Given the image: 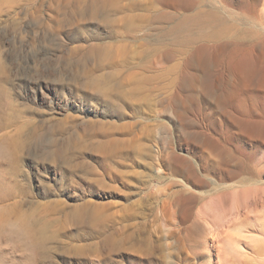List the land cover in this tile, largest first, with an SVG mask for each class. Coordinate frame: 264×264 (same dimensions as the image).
<instances>
[{"label": "rangeland", "instance_id": "374dc122", "mask_svg": "<svg viewBox=\"0 0 264 264\" xmlns=\"http://www.w3.org/2000/svg\"><path fill=\"white\" fill-rule=\"evenodd\" d=\"M5 1L0 0L4 71L0 136L6 134L7 139L0 146H26L22 171L31 176L37 162L28 163L26 152L47 147L45 134L50 136L54 131L60 141L68 134L76 135L84 143L82 153L94 173L103 176V185L95 183V174H82L81 185L60 194L55 191L48 195L52 184L42 185L32 177L26 186L22 182L17 190H10L12 194L0 204L4 207L0 217L5 219L0 226V264H264V133L239 136L235 109L213 100L212 96L222 90L191 88L185 81L179 86L181 80H176L173 67L181 64V56L173 61L145 59L140 51L151 47L142 40L145 31L131 37L122 35L124 18L142 14L134 6L150 0H117L119 10L110 28L99 19L89 21L66 14L67 1L79 5L77 0H34V5L41 4L34 19L26 16L33 8L25 0H19L15 8L21 15L13 17L5 13L11 6ZM235 12L238 20L245 18L241 10ZM255 16L264 37V0L258 1ZM132 21L139 23L136 16ZM237 28L243 29L241 25ZM100 43L108 45L113 68L99 67L95 58L85 55L87 47ZM195 69L200 76L214 80L216 88L225 86L217 69ZM185 76L186 80L191 78L189 73ZM93 77L101 86H110L115 102L97 98L81 87L84 80ZM25 78L32 83L44 79L48 94L55 89L52 104L49 95L44 104L33 96L24 98L18 84ZM32 118L35 123L39 121L41 130L27 124ZM27 132L32 133L25 136ZM27 136L29 140H25ZM171 163L178 166L177 175L167 172ZM188 168L195 169L208 185L197 189L199 194L186 223L189 229L184 233L175 200ZM235 169L239 176L228 180L229 171ZM108 172L114 177H104ZM210 180L222 187L229 183L241 186L219 189ZM31 198L41 204L58 200L68 207L83 203L90 208L97 206L101 227L78 228L67 210L55 213L51 218L61 220L55 240L40 245L34 242L36 254L45 250L49 257L35 255L27 261L23 248L10 237L19 216L8 207ZM39 216L28 214L26 219ZM53 226L49 224L48 236ZM214 235L220 237L221 255L213 245Z\"/></svg>", "mask_w": 264, "mask_h": 264}, {"label": "bare ground", "instance_id": "6f19581e", "mask_svg": "<svg viewBox=\"0 0 264 264\" xmlns=\"http://www.w3.org/2000/svg\"><path fill=\"white\" fill-rule=\"evenodd\" d=\"M258 1L259 0H150L147 4L140 3L134 6V8L140 9L143 12L142 14L135 15L139 20L138 24L132 21L135 19L134 15L130 16V20L124 18V25H121L123 26V29L121 27L122 35L131 37L139 31H145L142 40L148 41L151 45V47H147L140 51L141 57L145 59L156 60V58H160L173 61L176 57L181 56L183 58L181 64L175 63L173 67L176 80H181L180 82L182 83H180L181 85L179 84V86H182L183 81H185L184 83H187L191 88L200 90L208 89L209 91L213 89L222 90L221 94L212 96L213 100L218 105L225 107L231 106L235 109L233 117L235 118L234 122L237 126L239 136L244 138L250 137L249 135L252 134L261 136L264 133V37L259 32L258 25L260 22L255 16ZM5 2L8 5L11 4V6L7 7L5 12L7 15L11 17L21 15V12L15 11V8L20 5L19 0H6ZM25 2L28 6H32L33 8V10L31 9L32 11H28L26 16L33 19L36 18V14L40 11L41 4L34 5V0H25ZM77 2L80 4L77 5L76 3L67 1L66 14H73L85 20L88 19L89 21L99 19L105 28H110L115 24L113 17L119 10L117 0H77ZM235 9L241 10V14H243L245 18L238 20L239 18H236L234 15L236 13ZM246 20H248L249 23H246ZM245 23L248 24V26ZM238 25H241L243 29H238ZM47 26L48 24H46V27ZM79 38L83 39L84 37ZM89 38L92 39V36H89ZM77 41H79V39ZM258 43L262 45L260 48L257 47ZM127 51L126 54L128 57L131 50L128 49ZM85 55L95 58L99 67H114L115 63L113 64L114 61L110 56L108 45L100 43L89 46L85 49ZM1 60L3 59L0 57V83L1 80L3 81L2 73L4 72ZM195 67L198 69H202L203 67L207 71H209L210 68L217 69L219 72H216L223 76L221 79L223 81V86H225H222V89L216 88V82L210 77L200 76L198 74L200 71L197 73ZM188 73L191 78L186 80L183 77L186 74L188 75ZM55 79L59 81L57 77H55ZM177 83L178 82H176L175 85L177 88L175 98L181 96L178 92L179 86ZM18 87L20 92L23 93L24 98L28 99L33 96L34 99L39 100L41 104L46 102L48 95L50 97L49 103L52 104V97L57 95L53 88H51L49 94L46 92L49 88L45 84L44 79H39L38 82L32 83L31 80L25 78L18 84ZM81 87L92 91L97 98H102L111 103L115 98H113L111 94L110 86H101L99 79L95 77L89 78L87 81L84 80V82L81 83ZM1 96L0 93V98ZM58 100L59 102L61 101L59 97ZM65 104L67 106V103ZM28 123L33 126L35 131L42 129V125H40V123H35L33 118L28 120L27 124ZM64 123L67 124L68 121L65 119ZM31 133L27 132L25 136L27 134L30 136ZM29 136H27L25 140H29ZM44 136L48 139L47 147L26 152V160L28 163L31 164L32 161L37 162L33 167L32 165L28 166L29 168L32 167V172H30L31 176L22 171L24 164L22 162V153L26 146L10 147L9 149L0 146V171L4 169V171H2L3 173L0 175V204L12 194L10 190H17V188L22 185V182H25L23 185L26 186L29 184L31 177L42 185L52 184V187H50L48 191L49 195L55 193V191H57L58 194L64 191L67 192L68 189L70 191L71 187L79 186L85 178L82 174H95L93 166L87 161L86 157L83 156L82 145L84 143L81 142L79 137L68 134V136L66 135L63 137V140L60 141L59 139L62 138L60 137L58 139L56 135H54V131L53 135L50 134L49 136L45 134ZM88 137L91 138L90 135ZM6 139V134L0 136V142ZM174 164L175 163H171L166 166L167 172L171 175H177L178 166ZM76 174H80L81 176L77 178ZM95 175V183L102 186L103 176L98 174ZM105 176L114 177L111 172L106 173L104 177ZM227 176L228 180L237 178L239 176V170L235 169L229 171ZM240 179H242V177H240ZM210 181L218 186L217 182L215 183L213 180ZM217 181L222 180L218 178ZM244 182L245 180L243 183ZM179 184L181 189L177 193L175 204L179 208L181 217L180 223L183 225V232L186 233L189 229L186 223L190 218L193 201L196 194H199L197 189L207 186L208 181L203 179V176L195 169L188 168L183 175V182H179ZM240 186L241 185L237 183H229L223 185V187L221 185L218 187L219 189L234 190ZM23 198L25 199L24 196ZM23 206H26L27 209L24 210ZM3 209L4 207L0 205V210ZM8 209L14 212L15 216H19V222L14 228L15 232L11 231L10 237L12 236L11 238H14V242L19 247L23 248L22 252L27 261L34 258L35 255L36 257L39 256L42 258L49 257L48 251L45 250L36 254L35 247L37 243L40 245L43 243H52L55 240L61 223V220L58 221L57 219L51 218V215L55 213L67 210L71 222L78 228L83 229L84 226H90L88 228L95 227L99 229L101 227L99 219L100 210L97 209V206L90 208L86 203L68 207L58 200L49 201L47 204H41L32 199L24 201L23 203L14 202ZM34 213H39L40 216L32 221L26 219L28 214ZM4 220V217H0V226ZM50 223L54 224V226L52 230H50V235L48 236L46 230H48ZM104 233L101 232V234ZM6 235L8 236V231ZM2 240H5V238ZM35 241L37 242L36 245L34 243ZM220 241L218 235L212 237L213 245H217L219 255H221V249L218 246ZM39 250H41V248H39ZM16 251L18 250L16 249ZM24 258L23 260H25ZM160 262L162 261L160 260ZM133 264L137 263L133 262ZM171 264L175 263L172 262Z\"/></svg>", "mask_w": 264, "mask_h": 264}]
</instances>
